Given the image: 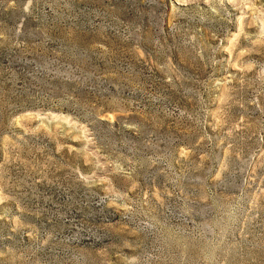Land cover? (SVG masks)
I'll list each match as a JSON object with an SVG mask.
<instances>
[{"label": "rangeland", "instance_id": "rangeland-1", "mask_svg": "<svg viewBox=\"0 0 264 264\" xmlns=\"http://www.w3.org/2000/svg\"><path fill=\"white\" fill-rule=\"evenodd\" d=\"M0 264H264V0H0Z\"/></svg>", "mask_w": 264, "mask_h": 264}]
</instances>
